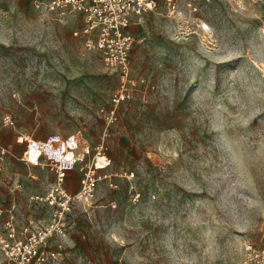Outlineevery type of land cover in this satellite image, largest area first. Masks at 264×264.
<instances>
[{
	"label": "rangeland",
	"instance_id": "obj_1",
	"mask_svg": "<svg viewBox=\"0 0 264 264\" xmlns=\"http://www.w3.org/2000/svg\"><path fill=\"white\" fill-rule=\"evenodd\" d=\"M47 1L0 0V229L49 214L54 174L27 175L23 127L103 142L111 158L51 264H241L245 245L263 247L264 0H158L133 17L132 91L111 123L99 110L119 74L73 35L80 15Z\"/></svg>",
	"mask_w": 264,
	"mask_h": 264
},
{
	"label": "built area",
	"instance_id": "obj_2",
	"mask_svg": "<svg viewBox=\"0 0 264 264\" xmlns=\"http://www.w3.org/2000/svg\"><path fill=\"white\" fill-rule=\"evenodd\" d=\"M163 2L172 11L176 0ZM158 4V0H48L46 3L49 11L80 15V28L73 35L83 37L84 47L99 52L104 67L119 74L120 84L111 97L110 107L99 110L108 123L116 120V107L132 91L129 58L134 39L129 25L133 17L153 12ZM2 124L9 128L14 126L9 112L2 116ZM14 130V141L22 147L20 161L27 168V175L39 181L37 169H48L53 172L54 180L45 197L40 199L49 210L47 221L41 223L35 217H27L24 221L9 217L2 223V264H51L57 259V248L62 245L75 205L85 207L89 204L101 179L100 173L111 165V158L103 142L90 147L76 134H49L40 138L23 127ZM71 171L79 174V187L75 192L67 187ZM53 242L56 247L52 246ZM241 264H264V246L245 245Z\"/></svg>",
	"mask_w": 264,
	"mask_h": 264
}]
</instances>
